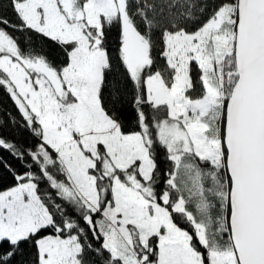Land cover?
Masks as SVG:
<instances>
[{
  "label": "snow or ice",
  "instance_id": "snow-or-ice-1",
  "mask_svg": "<svg viewBox=\"0 0 264 264\" xmlns=\"http://www.w3.org/2000/svg\"><path fill=\"white\" fill-rule=\"evenodd\" d=\"M0 264H264V0H0Z\"/></svg>",
  "mask_w": 264,
  "mask_h": 264
}]
</instances>
